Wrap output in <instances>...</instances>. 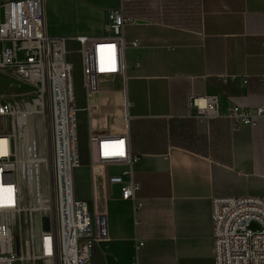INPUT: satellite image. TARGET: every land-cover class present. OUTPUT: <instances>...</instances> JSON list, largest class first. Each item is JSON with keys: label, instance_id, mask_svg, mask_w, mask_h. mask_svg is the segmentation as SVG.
<instances>
[{"label": "crops", "instance_id": "crops-1", "mask_svg": "<svg viewBox=\"0 0 264 264\" xmlns=\"http://www.w3.org/2000/svg\"><path fill=\"white\" fill-rule=\"evenodd\" d=\"M118 5L45 0L47 33L67 43L102 37ZM124 8L137 20L125 38L140 40L125 59L143 207L136 211L108 181L121 166H100L94 180L84 158L80 183L89 192L80 198L95 196L109 228L106 239L93 242L87 264H214L213 198L264 196V120L233 131L225 116L232 104L264 105V0H131ZM193 94L218 95L224 116H191ZM117 115L108 129L117 130Z\"/></svg>", "mask_w": 264, "mask_h": 264}, {"label": "built area", "instance_id": "built-area-1", "mask_svg": "<svg viewBox=\"0 0 264 264\" xmlns=\"http://www.w3.org/2000/svg\"><path fill=\"white\" fill-rule=\"evenodd\" d=\"M129 1L119 0V5L108 13L102 37L76 38L85 96V105L79 108L67 40L48 35L45 0H0V70L36 86L41 98L48 96L56 235L50 229L42 230L44 244L47 238L51 240L50 252L38 250L37 258L45 264H87L92 259L93 242L109 234L108 216L96 204L95 181L92 202L77 195L80 110L87 115L89 166L94 180L100 166H121L118 174L108 176V181L120 185L122 198L132 201L136 211L143 207L138 198L141 184L135 177L139 156L132 150L127 112L125 54L128 47L140 46L139 39L125 38V28L137 22L125 14L124 6ZM112 103L117 104L118 112L115 131L107 128L106 120ZM189 108L196 119L210 121L224 116L220 97L214 94L191 95ZM30 116L28 107L0 100V131L3 121H7L6 127H12V133L0 134L8 140L0 154V179L9 187L0 203V264H16L20 259L9 212L21 206L25 180L12 159L21 153L18 143L24 141ZM225 116L231 120L233 131L242 126L256 127L264 120V105L252 108L232 104ZM212 206L214 264H264V196L214 197ZM253 223L258 227L252 228Z\"/></svg>", "mask_w": 264, "mask_h": 264}, {"label": "rangeland", "instance_id": "rangeland-1", "mask_svg": "<svg viewBox=\"0 0 264 264\" xmlns=\"http://www.w3.org/2000/svg\"><path fill=\"white\" fill-rule=\"evenodd\" d=\"M67 49L69 52L68 59L74 64L76 103L79 108H82L85 105V96L83 91L80 45L75 41H69L67 43ZM38 99L42 102L38 105L39 113L29 117V127L25 131L27 134H30V128L33 130L35 128L39 136L38 142L37 144L35 143V145L32 141H29L27 145L30 151L27 152V148L24 146V141L26 139L24 132L25 137H22L24 141L21 145L20 142L18 143L21 153L18 155V159L15 157L12 159L13 163L19 165V169L22 170L21 173L25 180V193L21 199V206L9 212L10 227L15 236L16 250L20 258L16 264H45L43 260L37 258L39 252L38 236H41L42 230L47 229L52 230L54 235H56L50 117L47 94H44L41 98L40 91L36 86L22 81L10 71L0 70V100H6L15 106L27 107V105L33 104L34 101ZM6 126L7 121L1 122L0 134L7 135L12 133V127L8 128ZM78 133L80 165L82 166L84 158H88L89 160L87 115L82 110L78 113ZM38 155H42L40 156L43 158L41 162L36 161ZM81 171H83V169L79 166L75 172L76 189L79 197L80 193L89 192L86 186L80 183L84 178L83 172ZM111 172L118 173V169L116 170L113 168ZM33 178L40 189L46 187L47 194L49 193V202L41 204L40 200L37 198V192L30 186L31 179ZM46 204L50 206L51 211L48 212L42 209ZM45 218L49 219L47 228ZM257 227L258 225L256 223L252 224V228Z\"/></svg>", "mask_w": 264, "mask_h": 264}, {"label": "bare ground", "instance_id": "bare-ground-1", "mask_svg": "<svg viewBox=\"0 0 264 264\" xmlns=\"http://www.w3.org/2000/svg\"><path fill=\"white\" fill-rule=\"evenodd\" d=\"M41 103H42L41 100L38 99V100H35L33 104L27 105L29 113L31 115H33V116H35L37 113H39L38 105H40ZM116 113H117V104L116 103H112V105H111V113L106 118L107 125L113 126V121H114V118L116 116ZM29 132H30V134L29 133L27 134V132H25L26 139L24 141V146H25V148H27V152L30 151L29 150V147L27 145L29 143V141L30 142L32 141L34 144L35 143L37 144L38 137H39L37 135V131H36L35 128H34V130L32 128H30V131ZM28 138H30V139H28ZM41 140H42V137H41ZM7 141L8 140L4 139L3 137H0V154H3L4 153V150H5L4 147H5V143ZM29 155H30V153H29ZM40 156H42V155H38L37 156L36 161L41 162L43 160V158L40 157ZM30 186H32L33 190H35L37 192L36 193L38 195L37 198L40 200L41 204L49 202L48 201V194L49 193L47 194L46 187H44L43 189H40V187L38 185H36V181H35L34 178L31 179V185ZM8 190H9V187L6 186L4 183H2L1 182V179H0V203H2L3 200L7 197ZM43 207L44 208H42V209H44V210H47V209L50 208V206L47 205V204H46V206L44 205ZM50 241H51L50 238H47V240H45V244H44V238H43V236H38V250L44 252V248H45V250L47 252H50L51 251L50 250Z\"/></svg>", "mask_w": 264, "mask_h": 264}, {"label": "water", "instance_id": "water-1", "mask_svg": "<svg viewBox=\"0 0 264 264\" xmlns=\"http://www.w3.org/2000/svg\"><path fill=\"white\" fill-rule=\"evenodd\" d=\"M48 221H49V219L48 218H45L46 228H47V225H48Z\"/></svg>", "mask_w": 264, "mask_h": 264}]
</instances>
